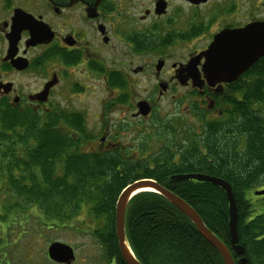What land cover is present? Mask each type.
I'll list each match as a JSON object with an SVG mask.
<instances>
[{
  "label": "flooded vegetation",
  "instance_id": "flooded-vegetation-1",
  "mask_svg": "<svg viewBox=\"0 0 264 264\" xmlns=\"http://www.w3.org/2000/svg\"><path fill=\"white\" fill-rule=\"evenodd\" d=\"M250 26L264 28V0H0V117L55 118L66 133H78V126L84 133L98 120L84 152L121 148L124 155L117 135L141 130L159 118L158 111L161 118L179 111V119L198 128L220 123L243 101L241 91L252 87L254 67L264 65V56L237 79L216 82L203 72L204 54L224 31L249 38ZM191 41L200 43L192 49ZM94 98L98 110L89 105ZM8 177L0 184L11 198L16 192ZM6 228L0 225V264H12L13 234ZM96 240L98 264H125ZM35 255L33 264H42Z\"/></svg>",
  "mask_w": 264,
  "mask_h": 264
},
{
  "label": "trees",
  "instance_id": "trees-1",
  "mask_svg": "<svg viewBox=\"0 0 264 264\" xmlns=\"http://www.w3.org/2000/svg\"><path fill=\"white\" fill-rule=\"evenodd\" d=\"M252 74V87L241 91L243 101L222 122H205L201 132L198 127L178 128L168 122L162 133L144 135L136 151L132 146L125 155L121 148L84 152L82 145L93 137L80 132L81 126L75 130L78 133H66L59 130L55 118L3 113L0 181L9 176L8 184L17 197L14 208L39 206L42 226L37 232L48 236V242L62 227L78 222L86 207L87 215L98 222L93 235L115 253L109 254L111 258L120 260L116 205L122 190L140 179H153L186 201L231 249L226 192L208 182L172 180L182 174L221 178L234 192L240 244L248 264H264V199H259L264 196H254V200L249 195L264 187L263 63L255 65ZM14 220L21 222L22 218L18 221L14 216ZM11 232L24 235L23 230ZM126 232L133 252L144 264H225L190 219L156 192L145 191L132 198L126 211ZM231 251L235 260L240 258Z\"/></svg>",
  "mask_w": 264,
  "mask_h": 264
},
{
  "label": "water",
  "instance_id": "water-1",
  "mask_svg": "<svg viewBox=\"0 0 264 264\" xmlns=\"http://www.w3.org/2000/svg\"><path fill=\"white\" fill-rule=\"evenodd\" d=\"M248 32L249 38L246 35L238 36L230 30L222 32L215 38L208 51L204 54L207 61L203 67V72L208 80L216 82L222 80L233 81L264 56V28L260 29L255 26L253 29V26H250ZM236 41H246L248 43L237 46ZM196 59L200 60L201 55H198ZM196 65L197 63L192 60L191 70L195 80L200 75L199 72L195 71ZM149 111L148 109L146 114ZM172 180L208 182L221 187L226 192L229 202L231 249H233L235 254L242 256V258L237 262L234 260L231 249L205 225L199 214L186 201L153 179H140L130 185L124 192H121L122 194H120L116 205V234L126 264H141L128 241L125 216L129 202L142 189H149V191L161 194L187 216L201 235L219 252L225 264H248V260L244 257L245 249L240 244L238 232L239 213L230 183L224 179L204 174L176 175L172 177ZM254 194L256 196H264V189L257 190ZM48 256L51 261L59 264H72L76 259L74 248L61 241L53 242L48 247Z\"/></svg>",
  "mask_w": 264,
  "mask_h": 264
},
{
  "label": "rangeland",
  "instance_id": "rangeland-1",
  "mask_svg": "<svg viewBox=\"0 0 264 264\" xmlns=\"http://www.w3.org/2000/svg\"><path fill=\"white\" fill-rule=\"evenodd\" d=\"M199 43V41L197 43L196 41H191L192 49L194 48V45H197ZM145 87L146 86H144V88ZM163 104L168 105L170 108L172 107V103L169 99H165ZM89 105L92 106V108L95 110H98L99 108L98 100L96 98L90 99ZM162 110L167 111L165 108H163ZM176 113L178 114V117L175 116L174 118H161L160 112L158 111L154 116V118L159 117L158 119L156 118L154 119V121L152 120L139 131L124 130L123 132H121V134L117 135L118 137H116V141L121 142V144L123 146H126V148H130L133 146L132 150L136 151V145H139L144 135L153 134L157 136L158 133H162L161 129L168 122L170 124L172 123V125L177 126L178 128L187 127L188 125L183 120L179 119L181 116L179 113L181 112L176 111ZM88 118L90 120H93V118L90 116H88ZM112 118L116 120L119 119L117 115H112ZM97 122L98 120L89 122L91 130L85 131V135L90 134L91 136H94L96 134L95 128ZM200 130L201 129L199 128L198 131L200 132ZM84 151H86V149H84ZM3 186L4 184H0V215L4 217L2 218L0 216V225H3V223H5L4 219H7L8 221H10V226L6 224V229L24 231V235H22V238L20 237V234L17 235L13 233V240L11 242V245L13 246L9 248V258L12 264H33L34 262L33 260H31V258L34 259L36 257L35 254L37 253L40 256L42 264H53L48 258L47 250L48 247L56 241L67 243L73 248H76L78 257V263L76 264H86L82 262V260H84L85 258L89 260L87 263H99L98 259L100 257V250L99 246L97 245V240L92 234L98 222L94 218H91L87 215L86 207H84L83 211H81V216L78 222H72L68 227H62V229L57 231V235L52 236V238L55 239L48 242V236L46 237L44 235H38L39 232H37V230L42 226V212L38 210L37 207L32 208L31 205L27 204L23 209L14 208V206L16 205L15 203L17 197L13 196L10 198L9 196L11 194L8 193L7 187ZM263 188L264 187L260 189ZM254 192L255 189L250 191L249 195L252 199L256 200V197H254ZM259 199L263 200L264 197H261ZM18 200H20L19 197ZM2 203H4V205H1ZM4 206L8 207V209H5ZM8 214H10L11 216H8ZM14 216L17 217L18 221H20L22 218V221H15ZM19 224H24L26 225V227L21 228ZM1 231L2 230H0V232ZM15 239H17V241H14Z\"/></svg>",
  "mask_w": 264,
  "mask_h": 264
},
{
  "label": "bare ground",
  "instance_id": "bare-ground-1",
  "mask_svg": "<svg viewBox=\"0 0 264 264\" xmlns=\"http://www.w3.org/2000/svg\"><path fill=\"white\" fill-rule=\"evenodd\" d=\"M233 116H235V115H233V114H231L230 115V117L232 118ZM134 183V182H133ZM133 183H131V184H128L123 190H122V192H124L130 185H132ZM143 191H149V189H142V190H140V192H143ZM139 192V193H140ZM120 194H122V193H120ZM228 199V198H227ZM125 222H126V216H125ZM115 232H116V225H115ZM104 233H103V231H101L100 233H99V235L101 236V235H103ZM127 234V233H126ZM99 237V236H98ZM116 237H117V234H116ZM117 240H118V238H117ZM117 247H118V253H116V254H121V259H122V261L126 264V262L124 261V259H123V256H122V251H121V247H120V244H119V241H118V244H117ZM103 249H104V251H106V252H108L109 254H111L112 252H111V250H110V248H104L103 247ZM112 254H114L115 255V253H112ZM233 255V254H232ZM236 256H238V257H240V258H238L237 260H235L236 262L239 260V259H241L242 258V256H239V255H237V254H235ZM244 257H245V255H244ZM234 258V257H233ZM246 258V257H245ZM247 259V258H246ZM141 264H144V263H142L141 262Z\"/></svg>",
  "mask_w": 264,
  "mask_h": 264
}]
</instances>
